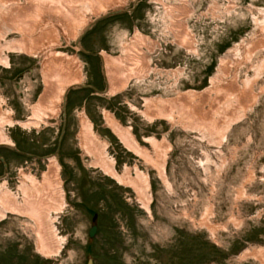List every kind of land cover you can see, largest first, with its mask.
<instances>
[{"label": "rangeland", "instance_id": "1", "mask_svg": "<svg viewBox=\"0 0 264 264\" xmlns=\"http://www.w3.org/2000/svg\"><path fill=\"white\" fill-rule=\"evenodd\" d=\"M35 1L14 0L22 11L0 19L1 44L28 42L25 53L2 51L8 64L0 62V114L25 121L40 99L51 102L61 74L82 78L39 129L3 125L14 146L0 145V184L16 192L21 173L40 179L54 157L66 198L55 221L64 243L45 258L36 249L34 220L8 215L0 222V264L14 257L13 264H87L88 258L93 264H264V0H186L187 47L168 31L164 8L179 7L180 0H125L91 15L86 31L69 22L66 10L81 15L90 0H50L44 9L45 0ZM136 4L131 16L100 20ZM136 30L159 44L146 52L149 73L116 95L91 91L106 88L93 53L122 57ZM56 53L60 65L48 64ZM105 113L129 129L145 157L123 147L105 126ZM81 115L107 144L118 173L127 167L147 175L150 213L132 188L91 165L79 146ZM162 154L169 186L148 162ZM246 249L260 256L241 259Z\"/></svg>", "mask_w": 264, "mask_h": 264}, {"label": "bare ground", "instance_id": "2", "mask_svg": "<svg viewBox=\"0 0 264 264\" xmlns=\"http://www.w3.org/2000/svg\"><path fill=\"white\" fill-rule=\"evenodd\" d=\"M90 1L91 3L88 9L83 7L84 13L80 11L81 15L75 14L72 9L66 10V15L71 16L69 22H73L74 26L75 22H77V28L84 26H90L91 28L93 24H88L91 22V15L97 16L101 12H105L107 8L113 5L123 7L122 3L125 0ZM6 2L9 3V6L0 10V19L7 22V20H10V15H13L18 11L20 12L22 9H18V7L14 6V0H7ZM45 2H50V0H45ZM137 2H139V0ZM46 3H41V9L48 7L49 4ZM178 6L179 7L165 5L164 7L166 14L170 16L168 31L173 34L175 42L178 45L187 47L189 44H191V38L188 30L185 28V25L182 22L183 14L187 8L186 0H180ZM133 9L134 7L129 10L119 8L104 14L102 18L100 17V20L111 17V13L113 12L122 11L121 13H126L131 12ZM87 13L89 14L86 15ZM5 16H7L8 19L5 18ZM128 16H130V14H128ZM60 20H68V18ZM97 21H99V18L94 22ZM10 30L15 29L8 28L7 31L9 32ZM4 35L5 34L0 35V38H3ZM27 43V39L25 38L4 42L3 44L0 43V62L5 65L8 64V60L1 56L3 50H16L17 52L25 53L28 51L26 48ZM156 45L159 44L154 42L148 36H143L136 30L133 33L130 42L125 46L122 57L111 56L105 52L93 53L92 56L98 57L101 61L103 78L105 77L107 82V91H105L106 88L104 90H98L94 86H89V89L96 92L98 95L106 93L108 95H116L120 93L127 87L129 80L132 78H137L138 75L140 76L141 72H143L145 69L149 73L150 66L148 62L149 56L147 53H152ZM80 50L82 53L86 54V49L82 46H80ZM54 55L56 57L55 60L49 59L48 64L58 63L60 65L59 53ZM78 66L79 65H76L75 67L76 73L79 72L77 70ZM78 74L79 73L75 75L74 73L72 78L68 79L61 74L59 80L54 84L55 87L51 102H49V104L42 103L40 99L39 102H37V104L34 106V113L32 117L26 118L25 121H13L12 119L8 118V116H3V114H0V145L9 147L14 145L12 140L3 130V125H8L11 127L17 125L28 130H30V128L39 129L41 123H46L49 119L56 116L59 111L60 101L63 100V102H65L66 94L69 92L71 86L78 85L80 83L82 77L79 76L82 75ZM43 78L47 88L51 83H49L46 79V73L43 74ZM186 95L192 97L194 96L193 93H188ZM150 103L152 102L150 101ZM148 104L149 102H147V105ZM159 115L162 116L163 113H160ZM104 120L105 126L111 131L112 134L115 135L124 148L138 157H145V153L138 146L130 134L129 129L121 127L120 124L108 113H105ZM78 139L79 146L82 149L84 155L91 158V165L93 167L99 168L105 175L115 180L119 185L132 188L136 194L137 201L141 204L142 208L147 213H150L149 204L151 201V195L149 193L150 188L147 175L139 171L137 168H134L133 175L132 171L127 167L123 168L121 173H118L114 168V161L108 157L107 144L93 131L91 122L84 115L80 116ZM152 144H154V142H152ZM164 157V154H162V158L159 161L148 162H150L153 168L156 169L161 181H163L166 186H169L164 172ZM59 173V164L54 157H50L48 159L47 169L41 174L40 179L28 173H21L16 192L10 190L5 182L0 184V222L6 219L8 215L28 217L34 220L36 224V249L37 252L45 258H53L59 254L64 243L62 238L58 236L55 226L57 216L62 213L66 207L65 192L59 177ZM260 251H262L261 253H264L263 249ZM259 256L260 253L256 254V252L254 253L249 251V249H246L239 257L241 259H246L249 257L258 258Z\"/></svg>", "mask_w": 264, "mask_h": 264}, {"label": "water", "instance_id": "3", "mask_svg": "<svg viewBox=\"0 0 264 264\" xmlns=\"http://www.w3.org/2000/svg\"><path fill=\"white\" fill-rule=\"evenodd\" d=\"M121 12H122V11L113 12V13H111V15L113 16V15H116V14L121 13ZM89 28H90V26H88V27L85 29V31L88 30ZM105 86H106V89H107V82H106V81H105ZM67 91H68V90H67ZM0 160L2 161L3 159L0 157ZM96 220H97V214L95 213V214L92 216V219H91V223H92V225H91V227H90V229H89V231H88V237H89L90 239H92V238L94 237V235H95V233H96V231H97ZM87 264H93V261H92L91 258H88V260H87Z\"/></svg>", "mask_w": 264, "mask_h": 264}, {"label": "flooded vegetation", "instance_id": "4", "mask_svg": "<svg viewBox=\"0 0 264 264\" xmlns=\"http://www.w3.org/2000/svg\"><path fill=\"white\" fill-rule=\"evenodd\" d=\"M140 1H142V0H139V2H140ZM136 6H137V5H136ZM135 10H136V7H135L131 12L121 13V14H119L118 16H124V15H128V14H130V16H131L132 14L135 13ZM12 250H13V248H12ZM14 259L17 260V258L14 257L13 259H10L9 264H13ZM25 264H28V263L25 262Z\"/></svg>", "mask_w": 264, "mask_h": 264}]
</instances>
